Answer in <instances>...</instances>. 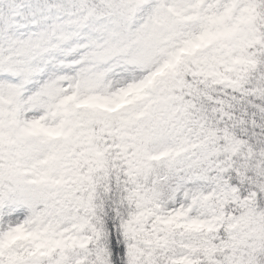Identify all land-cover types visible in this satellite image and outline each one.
<instances>
[{"label": "snow or ice", "instance_id": "obj_1", "mask_svg": "<svg viewBox=\"0 0 264 264\" xmlns=\"http://www.w3.org/2000/svg\"><path fill=\"white\" fill-rule=\"evenodd\" d=\"M0 264H264V0H0Z\"/></svg>", "mask_w": 264, "mask_h": 264}]
</instances>
